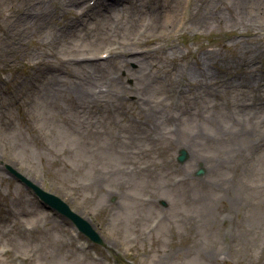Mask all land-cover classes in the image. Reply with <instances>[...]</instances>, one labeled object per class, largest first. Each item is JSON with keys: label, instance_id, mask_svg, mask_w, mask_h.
I'll list each match as a JSON object with an SVG mask.
<instances>
[{"label": "rangeland", "instance_id": "374dc122", "mask_svg": "<svg viewBox=\"0 0 264 264\" xmlns=\"http://www.w3.org/2000/svg\"><path fill=\"white\" fill-rule=\"evenodd\" d=\"M70 1L0 0V264H264V0H194L197 14L188 21L189 0H125L104 26L101 17L92 19L104 12L97 0ZM154 10L170 20L157 21ZM83 18V30L70 36ZM19 20L39 27L14 28ZM146 38L158 40L150 87L147 79L134 80L130 64H119L125 49L143 55ZM204 49L217 52L209 58L224 64L221 76L245 71L241 55L253 59L246 64L258 85L247 95L224 88L223 101L180 97L163 72L194 66ZM94 58L100 63L89 65ZM96 66L104 72L94 75ZM85 75L96 76L83 83L90 92L112 81L102 103L75 106L69 81ZM141 92L152 104L173 103L177 118L198 107L216 106L224 115L225 99L257 103L246 111L259 121L256 136H176L166 120L162 132L173 135L161 137ZM191 121L198 130L200 122ZM178 139H194L182 163ZM10 168L66 201L102 243L47 210Z\"/></svg>", "mask_w": 264, "mask_h": 264}, {"label": "bare ground", "instance_id": "6f19581e", "mask_svg": "<svg viewBox=\"0 0 264 264\" xmlns=\"http://www.w3.org/2000/svg\"><path fill=\"white\" fill-rule=\"evenodd\" d=\"M62 3L65 4H69L71 3L70 0H59ZM74 3L77 2V4L79 3V0H72ZM218 2L222 3V1L224 2L225 0H217ZM97 2L99 3V6H102L103 9L102 11L103 14H101L102 12H97L96 15L94 14V17L92 18L93 20L98 19V17H101V21H103L102 25L104 26L107 22H108V18L111 15V19H112V12L116 11V9H118V7L124 6L125 5V0H97ZM203 4H207L208 0H202ZM188 9L186 11V16H187V20H193L195 15L197 14V8H195L194 6V0H189L188 1ZM195 8V9H194ZM80 10L85 11L83 13H89V9L86 7V4H83L81 7H79ZM140 9V13L144 12V8L142 9L141 7ZM169 11L173 12L174 8L173 7H169ZM112 10V11H111ZM155 11V10H154ZM111 12V13H110ZM139 12V11H138ZM161 14H159L158 10H156L154 12L155 14V19H157V21H161L162 24H164V22L169 21V15L165 14V19L164 22L161 18L162 15V11H160ZM79 13V12H78ZM76 13V14H78ZM83 13H81L82 15H84ZM110 13V14H109ZM23 14H26L32 18H35V20H39L40 17V13H35V14H28L26 12H24ZM89 14H86L84 16H88ZM171 15V14H170ZM171 17H173V15H171ZM47 18V17H46ZM34 20V21H35ZM85 18H83L80 22V24L78 23H74V25H72L71 30L69 31L68 34H70V36H77L75 34H77V32H81L83 29L80 27V25H84ZM87 20V19H86ZM184 20V18H183ZM96 23V22H93ZM15 25V24H14ZM259 26V24H258ZM24 27V28H21ZM31 27H39L37 24H32V25H28V24H23V20H19L18 24L14 26V28H21L22 31H25V28H27L26 30H28V28ZM13 28V27H12ZM14 28L12 30H14ZM98 28V27H97ZM86 29V27H85ZM259 30H264V25L260 26L258 28ZM99 30V29H98ZM24 32L19 31L18 33L14 34L13 38H15V42H21L22 39V34ZM75 33V34H74ZM10 36V35H9ZM12 36H10L8 39L9 41H13L12 40ZM254 36V35H253ZM253 36H250V38H252ZM145 48L143 50V55H138V51H130V50H124L123 55L124 57H127L126 62H124V64H120V67H124L125 64H136V67L131 69L130 65L127 68L129 70V74L132 75L134 77V80L140 81L141 79H147V82L150 86L155 85V79L151 76V75H147L148 72H150L151 69H153V67L155 66V63L150 62L149 58L153 53L152 51V46L156 44V42L158 41L156 38H146L145 40ZM17 43V44H18ZM122 45V44H121ZM131 46L130 43H127L126 46ZM122 46H119L118 48H122ZM249 48V47H248ZM254 50V48L247 50L250 53H252ZM111 53V52H110ZM115 54H118L117 52V48L114 51ZM112 54V53H111ZM217 54L216 51L214 50H208V49H204V52L201 54V57H199V60L196 61L195 65L192 66V62L187 64V65H183L179 70H177V68L173 69V70H165V72H163L165 74V77L167 80H169V83H171V86H175L176 88V94H178L180 97L181 95L186 94V92L188 93H193V96L190 99H194V100H200L201 97L204 98H209V99H213V100H218V101H223V96H227L228 94L226 92H223V89H233L236 88L238 89L243 95H247L250 93V91H253V89L256 87V85H258L257 83L259 82L257 79V73L255 72V70L251 69L250 67L252 66H248L246 63H251L253 64V59H247L245 57V55H241L240 58L238 59V62L243 64L245 63L243 66H245L243 69L245 71L241 72L240 74H236L234 76H229L228 74H226L225 76H221L219 73H224L225 74V66L223 63H218L215 60H211L209 57L214 56ZM255 57V56H254ZM98 62L97 60H91V62H89V65H96ZM86 64V63H83ZM215 64L219 65V71L216 72L217 68L214 67ZM255 65V64H254ZM101 66H96L95 70V74L98 73H103L104 72V68H100ZM57 70V67H54ZM216 69V70H215ZM59 71V68H58ZM244 73V75H243ZM242 74V76H241ZM94 75L92 76H86L84 81L78 82L76 80H80L79 77H76V75L72 72L69 73V78L72 77L74 79H76L75 81H69V85L70 88L74 89L75 92V106H77L78 104L83 103V105L87 102V104H100L102 103V100L104 99V94L105 93V83H108V86L110 87L109 92L112 89V81L111 80H103V82L99 85H94V88H92L91 92L89 90H87L84 86V82L88 81L87 84H90L89 82H92L93 79L96 78H92L94 77ZM240 75V76H239ZM261 85H264V79L261 82ZM258 88V87H257ZM50 89L54 90L52 87H50ZM264 90V89H263ZM108 92V93H109ZM145 93V94H144ZM226 95H225V94ZM142 97L146 96V98L143 97V105L144 107V112H145V116L149 117L151 119H154L155 122L151 125L152 127H155L159 131V135H161V137H168L170 138V135H173V132L169 131L166 134L164 132H162V127L161 125L166 121L169 120V124L172 123L174 124V126H176V136H179V134H184L186 136H190V137H194L195 136H199V135H215L218 138L225 140L226 137L230 138V137H238V136H256V129L258 127L257 124H259L257 122V120L255 121L254 119H252V117L246 112L249 109H251L252 107H256L257 103L252 106L249 107V105L245 103H239L235 100H232V102H230L229 100L225 99V113H227L228 115H223V113L218 112L219 110L216 111V106H215V110H210L209 112H201L200 107H198L197 109L195 108V111H191L187 112V116L185 117V113H184V117H182L181 115L178 116V118L176 117V115L173 113V108H174V104L171 103L170 107L168 106H163V105H159V102L157 104H155L153 102L150 103V99L147 97L148 93L147 92H141ZM231 96V94H230ZM232 97V96H231ZM230 97V98H231ZM218 109L220 108L218 105L216 104ZM169 110V111H168ZM198 110V111H197ZM259 111H264V107L262 109H260ZM171 117V118H170ZM191 120H197L200 122V128L198 130H194L193 131V125H192V121ZM209 126V128L207 129V131L205 132V129L202 125L203 121ZM171 121V122H170ZM255 121V122H254ZM261 122H264V120H262ZM190 127V128H189ZM139 128L144 129L142 126H140ZM190 129V130H189ZM195 134V135H194ZM178 139V147L179 148H183L187 154L191 151L192 149V143L193 140H184ZM251 151L255 150L256 148H252L250 147ZM190 154V153H189Z\"/></svg>", "mask_w": 264, "mask_h": 264}, {"label": "water", "instance_id": "95a60500", "mask_svg": "<svg viewBox=\"0 0 264 264\" xmlns=\"http://www.w3.org/2000/svg\"><path fill=\"white\" fill-rule=\"evenodd\" d=\"M181 161H184L186 159V152H182V156L180 157ZM200 173H203L201 171ZM19 177H22L21 175ZM24 181L29 183L24 177H22ZM37 193L39 194L40 197L44 198L48 204L56 208L61 214H63L65 217L70 218L81 230H83L91 239H93L96 242H101V238L95 233L94 229L91 228L87 222L80 217L79 215L75 214L70 207L66 203H64L60 198L55 197L49 193H46L38 188H35Z\"/></svg>", "mask_w": 264, "mask_h": 264}]
</instances>
